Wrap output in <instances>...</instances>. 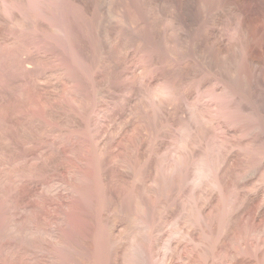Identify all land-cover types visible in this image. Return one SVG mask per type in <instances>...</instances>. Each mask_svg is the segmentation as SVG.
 I'll list each match as a JSON object with an SVG mask.
<instances>
[{"label":"rangeland","instance_id":"374dc122","mask_svg":"<svg viewBox=\"0 0 264 264\" xmlns=\"http://www.w3.org/2000/svg\"><path fill=\"white\" fill-rule=\"evenodd\" d=\"M0 264H264V0H0Z\"/></svg>","mask_w":264,"mask_h":264}]
</instances>
